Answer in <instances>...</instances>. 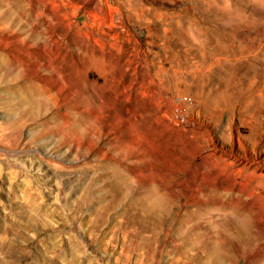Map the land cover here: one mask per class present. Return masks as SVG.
Instances as JSON below:
<instances>
[{
    "label": "rangeland",
    "instance_id": "obj_1",
    "mask_svg": "<svg viewBox=\"0 0 264 264\" xmlns=\"http://www.w3.org/2000/svg\"><path fill=\"white\" fill-rule=\"evenodd\" d=\"M0 264H264V0H0Z\"/></svg>",
    "mask_w": 264,
    "mask_h": 264
}]
</instances>
